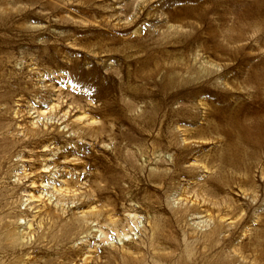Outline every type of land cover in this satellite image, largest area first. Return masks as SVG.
Returning a JSON list of instances; mask_svg holds the SVG:
<instances>
[{
	"label": "rangeland",
	"instance_id": "374dc122",
	"mask_svg": "<svg viewBox=\"0 0 264 264\" xmlns=\"http://www.w3.org/2000/svg\"><path fill=\"white\" fill-rule=\"evenodd\" d=\"M254 12L0 0V264H264Z\"/></svg>",
	"mask_w": 264,
	"mask_h": 264
},
{
	"label": "bare ground",
	"instance_id": "6f19581e",
	"mask_svg": "<svg viewBox=\"0 0 264 264\" xmlns=\"http://www.w3.org/2000/svg\"><path fill=\"white\" fill-rule=\"evenodd\" d=\"M254 17H258L259 22L257 23L256 21H254L245 31H243L242 33L243 38L251 30L253 31L259 30L261 33L264 34V15L254 12L252 18ZM232 30L233 28L228 25H224L222 27V31L225 32V36L227 37V39L228 37H230L231 35L230 33ZM221 48L223 51L225 50V47L221 46ZM247 57L249 58V56ZM257 70H258V74L249 77V82L254 83L256 86L255 88L256 94L254 96L252 104L255 106L256 102L259 101L261 105H263L264 107V97L260 96L261 95L260 93L264 92V66H257ZM237 124L243 125L242 127L244 131V135L242 137L243 140L250 141L249 139H252L257 146L260 144V141L264 142V110L260 112L258 115L252 114L251 116H247L245 118H238ZM250 126L254 128H251ZM48 147L49 146H46L44 151L48 150ZM28 200H31V198H29Z\"/></svg>",
	"mask_w": 264,
	"mask_h": 264
}]
</instances>
